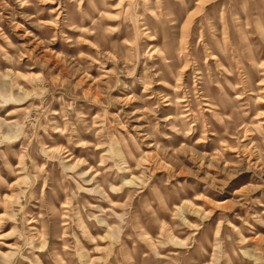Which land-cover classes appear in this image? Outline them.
Returning a JSON list of instances; mask_svg holds the SVG:
<instances>
[{
    "label": "rangeland",
    "instance_id": "obj_1",
    "mask_svg": "<svg viewBox=\"0 0 264 264\" xmlns=\"http://www.w3.org/2000/svg\"><path fill=\"white\" fill-rule=\"evenodd\" d=\"M0 264H264V0H0Z\"/></svg>",
    "mask_w": 264,
    "mask_h": 264
}]
</instances>
